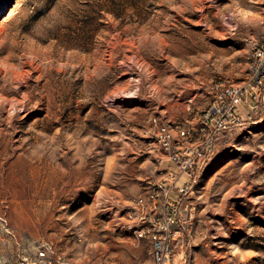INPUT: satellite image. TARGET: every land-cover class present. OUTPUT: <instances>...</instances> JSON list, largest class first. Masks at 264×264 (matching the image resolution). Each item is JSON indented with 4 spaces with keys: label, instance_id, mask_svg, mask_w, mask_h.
I'll use <instances>...</instances> for the list:
<instances>
[{
    "label": "rangeland",
    "instance_id": "1",
    "mask_svg": "<svg viewBox=\"0 0 264 264\" xmlns=\"http://www.w3.org/2000/svg\"><path fill=\"white\" fill-rule=\"evenodd\" d=\"M263 37L264 0H0V256L154 264L109 214L178 170L151 149L158 124L198 125ZM210 150L166 264H264V119Z\"/></svg>",
    "mask_w": 264,
    "mask_h": 264
},
{
    "label": "built area",
    "instance_id": "2",
    "mask_svg": "<svg viewBox=\"0 0 264 264\" xmlns=\"http://www.w3.org/2000/svg\"><path fill=\"white\" fill-rule=\"evenodd\" d=\"M252 48L254 59L244 85L216 84L214 97L203 110L198 125L185 127L177 123L171 129L158 124L157 139L151 149L161 155V161L168 160L178 170L171 165L165 166L164 178L154 182L145 195L132 199L121 215H117L116 209L109 214L114 227L133 233L136 238L150 239L154 264H166L173 253L177 239L173 226L185 220L183 196L192 188L218 135L225 129L242 125L246 120L264 119V37L253 41ZM241 104H244V112L238 111ZM186 172L192 183L177 187V181ZM172 192L178 196L172 197ZM111 207L113 209L114 205ZM0 264H57V259L51 245L41 243L16 258L0 256Z\"/></svg>",
    "mask_w": 264,
    "mask_h": 264
}]
</instances>
